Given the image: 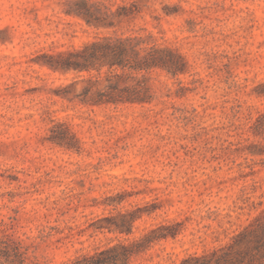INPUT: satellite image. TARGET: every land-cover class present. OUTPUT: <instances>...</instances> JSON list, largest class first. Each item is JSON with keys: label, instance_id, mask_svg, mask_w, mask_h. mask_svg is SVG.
<instances>
[{"label": "rangeland", "instance_id": "rangeland-1", "mask_svg": "<svg viewBox=\"0 0 264 264\" xmlns=\"http://www.w3.org/2000/svg\"><path fill=\"white\" fill-rule=\"evenodd\" d=\"M101 1L131 11L96 26L68 13L74 0H0V236L19 243L15 264L108 248L113 264L235 255L264 218V0ZM146 32L183 62L132 72L148 102L93 101L107 66L50 65Z\"/></svg>", "mask_w": 264, "mask_h": 264}, {"label": "trees", "instance_id": "trees-1", "mask_svg": "<svg viewBox=\"0 0 264 264\" xmlns=\"http://www.w3.org/2000/svg\"><path fill=\"white\" fill-rule=\"evenodd\" d=\"M74 6H70L68 13H74L82 17L88 24L96 26H112L129 11L125 6L112 10L101 0H74ZM62 62L51 63L53 68L99 70L107 66L111 71L106 78L107 85L104 89L97 91L95 102H112L114 104L123 102H148L151 99L149 88L137 79L132 72L149 71L157 68L176 74L182 71L183 62L174 50L167 46H161L155 42L151 33L129 34V35H104L85 44L84 48L77 52H71L61 59ZM119 68L121 73L116 72ZM129 71L128 75H124ZM121 80V83L119 82ZM88 81L79 95L81 99L91 90L95 81ZM120 83V84H119ZM59 144H66L61 138H55ZM263 215L260 216V218ZM125 226L114 224V229L124 231ZM249 235L245 249H239L235 255L229 250H222L219 257L213 259L211 264H261L264 258V218L259 221L256 227L243 231L241 236ZM138 243V242H137ZM124 253L122 258L139 251L140 248L122 246ZM114 248L97 252L95 255L82 256L76 264H113L118 256L107 255V251ZM22 252L19 243L8 235L0 236V255L4 261L0 264H15L16 261L23 263ZM215 255V252L213 256ZM209 256L207 260H212ZM206 260V258H203Z\"/></svg>", "mask_w": 264, "mask_h": 264}]
</instances>
